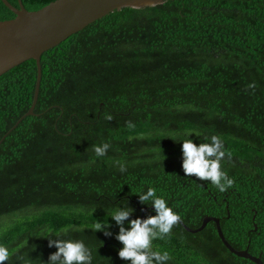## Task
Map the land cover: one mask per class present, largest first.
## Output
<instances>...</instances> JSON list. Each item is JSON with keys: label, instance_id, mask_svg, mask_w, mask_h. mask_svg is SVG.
<instances>
[{"label": "trees", "instance_id": "16d2710c", "mask_svg": "<svg viewBox=\"0 0 264 264\" xmlns=\"http://www.w3.org/2000/svg\"><path fill=\"white\" fill-rule=\"evenodd\" d=\"M49 1L22 0L27 9ZM12 16L0 0V19ZM40 63L35 113L0 142L6 264H47L57 250L48 239L83 241L92 264H130L118 257L111 215L128 209L141 218L138 195L149 187L190 227L215 215L235 248L264 251V240L246 233L250 213L240 201L246 194L264 212V0L122 6L44 50ZM35 77L33 58L0 74V137L30 106ZM213 135L232 152L222 161L235 180L228 207L224 192L181 166L183 140L208 143ZM105 142L107 154L97 157L93 146ZM97 221L113 236L93 231ZM152 243L169 253L167 264H256L231 252L212 220L196 232L178 223Z\"/></svg>", "mask_w": 264, "mask_h": 264}, {"label": "clouds", "instance_id": "9594fccd", "mask_svg": "<svg viewBox=\"0 0 264 264\" xmlns=\"http://www.w3.org/2000/svg\"><path fill=\"white\" fill-rule=\"evenodd\" d=\"M247 87L254 90L256 84L253 82ZM105 119L111 121L113 116L107 114ZM127 127L134 128L135 125L128 121ZM110 146L107 142L94 145L95 155L105 156ZM181 152V166L185 176L210 182L221 193L233 187L234 178H230L222 170V161L225 156L230 161L232 152L225 149L221 138L213 135L210 142L199 144L194 143L190 138L185 139L182 141ZM117 164L121 172L127 171L125 165L120 164L119 161ZM138 198L142 205L152 206L155 215H148L146 218H132L133 211L128 209H118L111 215L119 228L114 238L123 245L118 251V257L130 264H167L171 259L169 253L153 250L152 242L156 239L163 240L170 237L172 229L182 218L167 205L163 197L157 195L153 187H149L146 192H141ZM125 222H127V227H125ZM110 228L109 223L104 224L102 221H97L92 226L93 231L103 232L106 237L113 236V233L108 230ZM48 246L50 248L54 246L57 250L49 255L47 264H92L91 250L81 240L48 239ZM10 256L9 249L0 245V264H6Z\"/></svg>", "mask_w": 264, "mask_h": 264}, {"label": "water", "instance_id": "95a60500", "mask_svg": "<svg viewBox=\"0 0 264 264\" xmlns=\"http://www.w3.org/2000/svg\"><path fill=\"white\" fill-rule=\"evenodd\" d=\"M1 1L14 13V16L0 19V74L28 58H33L36 64V77L30 106L2 134L0 142L24 116L35 113L34 106L41 79L40 56L44 50L58 44L73 32L113 9L122 6L152 5L164 0H51L36 9H27L22 0H17V6L9 0ZM136 206L141 208V218H145L146 209H153L150 205L141 206L136 203ZM210 220L215 222L219 238L231 252L248 258L256 264H264L260 255L250 253L247 246L235 248L231 245L223 234L218 216L204 215L201 223L196 227H190L182 220L179 223L186 230L196 232Z\"/></svg>", "mask_w": 264, "mask_h": 264}, {"label": "flooded vegetation", "instance_id": "af4514ba", "mask_svg": "<svg viewBox=\"0 0 264 264\" xmlns=\"http://www.w3.org/2000/svg\"><path fill=\"white\" fill-rule=\"evenodd\" d=\"M262 164L263 165H259L261 170H262V168L264 169V163H262ZM230 194H232V191L230 189H228L226 192H224L223 201H224L226 207H228V204L230 201L229 200ZM246 197H247V195L244 194L240 198V201L242 203L241 209H242L243 214H245L247 216L248 213H250V217H249L250 225L248 226L246 233L250 236L254 232L259 239L264 240L263 233H262V228H264V212H260V214H258V212L254 208V206L250 205L251 202L257 203V200H255V199H247L246 200ZM257 205H258V203H257ZM248 206L250 208H248ZM226 216H229L228 212H227ZM263 252L264 251L262 249H259L258 254H255V255H260V258L264 262V258L261 257L263 255Z\"/></svg>", "mask_w": 264, "mask_h": 264}]
</instances>
